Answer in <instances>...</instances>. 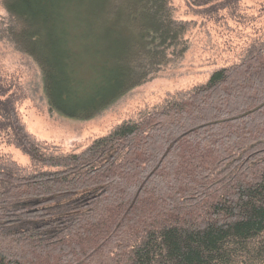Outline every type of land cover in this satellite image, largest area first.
<instances>
[{
	"label": "trees",
	"instance_id": "trees-1",
	"mask_svg": "<svg viewBox=\"0 0 264 264\" xmlns=\"http://www.w3.org/2000/svg\"><path fill=\"white\" fill-rule=\"evenodd\" d=\"M0 6V39L68 117L98 114L188 46L169 0ZM3 91L0 127L51 168L0 170V264H264V44L63 155L24 140Z\"/></svg>",
	"mask_w": 264,
	"mask_h": 264
},
{
	"label": "rangeland",
	"instance_id": "rangeland-1",
	"mask_svg": "<svg viewBox=\"0 0 264 264\" xmlns=\"http://www.w3.org/2000/svg\"><path fill=\"white\" fill-rule=\"evenodd\" d=\"M169 2L173 15L186 21L187 49L176 61L130 88L90 118L68 117L52 110L36 63L0 39V88L5 91L2 100L6 96L26 137L24 140L43 154L78 152L118 123L136 120L169 99L184 98L195 86L205 83L213 70L247 58L264 44V0ZM3 14L0 6V17ZM2 126L0 170L26 175L51 168L30 155L25 148L29 144L24 147L7 122H2ZM14 228L6 226L3 230ZM39 231L46 232L44 228Z\"/></svg>",
	"mask_w": 264,
	"mask_h": 264
}]
</instances>
